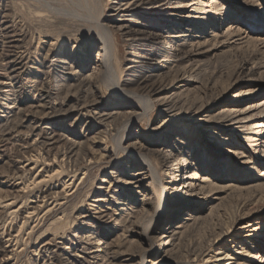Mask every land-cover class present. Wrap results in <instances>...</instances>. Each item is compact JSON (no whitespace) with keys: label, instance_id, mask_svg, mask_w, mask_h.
Here are the masks:
<instances>
[{"label":"rangeland","instance_id":"rangeland-1","mask_svg":"<svg viewBox=\"0 0 264 264\" xmlns=\"http://www.w3.org/2000/svg\"><path fill=\"white\" fill-rule=\"evenodd\" d=\"M128 1L154 10L0 0V264L264 258V0H163L159 12L160 0ZM163 143L204 191L164 195L159 181L181 173L157 155ZM136 172L150 177L142 188L127 181ZM103 187L116 225L83 223ZM186 212L199 222L179 235Z\"/></svg>","mask_w":264,"mask_h":264},{"label":"bare ground","instance_id":"bare-ground-1","mask_svg":"<svg viewBox=\"0 0 264 264\" xmlns=\"http://www.w3.org/2000/svg\"><path fill=\"white\" fill-rule=\"evenodd\" d=\"M254 2H257L258 0H252ZM157 3H159V6L156 7L157 8V12L161 11V10H164L165 7H166V4L163 3V0H160L158 1ZM116 4V7H117V15L116 16H120V17H125L124 15H128V14H132V13H135L134 11H136V9L134 8H139V7H144L146 10L148 11H153L154 10V7H152L150 4L148 3H144L142 1H137V2H132V1H128V0H119V2H117ZM156 16H161V15H157ZM127 17V16H126ZM175 25V24H174ZM114 26V25H113ZM115 27V26H114ZM127 27L125 26H121L119 30H124V32H126V34H128V30L125 29ZM103 30H104V34L105 36H103V40L105 41V44H108L109 45V48H107V50H111V46H112V38H111V34H112V30H110V27H107V26H103ZM129 35V34H128ZM114 48V47H113ZM113 52V51H112ZM112 54V53H111ZM110 56V54H108ZM160 65L162 64L161 62L159 63ZM181 84H184V82H180ZM119 86V85H118ZM117 86V87H118ZM2 87L4 89H6L7 91L9 90V85L6 83V82H3L2 83ZM176 95V94H175ZM177 96V95H176ZM175 97V96H174ZM173 98V97H172ZM174 99V98H173ZM176 100V99H175ZM148 105V104H147ZM146 106V105H145ZM262 106H264V102H262ZM150 107V105L148 106ZM174 106H169L168 109H173ZM146 109H147V106H146ZM116 114V112H110V113H107V115L109 117H113L114 115ZM164 145L161 146L160 149L157 150V155L160 156L163 161H164V164L165 166L167 167L168 171H174V170H177V172L181 173V174H177L176 176H171L169 181H167L168 183H166L167 187H165V185L163 184V182L159 181L158 183V186L159 188H162L165 189V193L164 195L167 197L169 196L170 199L174 198L173 194H175L174 192H179L180 195H186V194H189L191 193L192 191H196L197 189H200L201 191H204V187L203 185H205L206 181L207 180H201L198 178V175L197 174H191V171L186 168L184 165H183V161L180 160L176 154H174V150L173 148L169 147V145L167 143H163ZM170 155H173L170 157ZM145 158V162L147 163V170L148 171H152V173L156 174V172H154L151 168H150V162L149 160ZM118 173V172H117ZM143 172H136L135 174H132V175H129L130 177L127 179V181H129L128 183H136V188H142L143 187V183L144 182H147L146 180H149L148 178L150 177H147L146 178V175H143V178H140L138 180L137 179V176H140L142 175ZM116 173L113 172V173H110V177L111 180H110V188H112V186H114V188H116L117 186V183L116 182H119L121 179H120V175H118L117 177H115ZM127 178V177H126ZM106 182V180L104 181ZM154 182V181H153ZM155 183V182H154ZM210 183V182H209ZM170 189V193L168 194V191L167 189ZM105 192H109V189L106 190V188L103 187L102 191H101V194L99 195V200H95V202H97L96 206H93V210L90 211L92 212L88 217H82L84 218V222L86 221V219H88L89 221L93 222V223H100V224H107V223H114V225H116V220L117 218H113V216L110 215V208H107L106 210L105 209H102L104 205L103 203H106L107 205H109L107 203V196H105ZM109 194V193H108ZM109 196V195H108ZM147 197H144L141 201H144L146 200ZM179 198V197H178ZM180 199V198H179ZM182 200V199H181ZM175 202H178V204H176L172 209L174 211L176 210H181L183 206V203L182 201H177V200H174ZM143 206H146V203H143L142 204ZM106 208V206H105ZM79 213V212H78ZM188 218L186 219L187 222H183L182 224H180L178 227H177V230H179V232L177 234H183V232H186L187 231V228L189 227H192V226H195L198 224L199 222V219L198 217H195L193 214H190L188 212L185 213ZM88 215V214H87ZM113 215V214H112ZM177 219V216H174L173 218L171 217V220L172 222H174L175 220ZM201 219V218H200ZM171 222V221H170ZM188 223L189 226H188ZM172 224V223H170ZM188 226V227H187ZM172 225L168 228V229H172ZM251 228V225H248V226H242V236H240L239 239H242L244 240V242H248L251 240V238H253L254 236H256L252 229ZM151 228H148L145 230V232H151ZM176 230V231H177ZM238 236V237H239ZM79 240V239H78ZM80 241V240H79ZM152 241V240H151ZM82 242V241H81ZM80 242V243H81ZM84 242V241H83ZM94 242V241H93ZM221 241H218L216 242L215 244H220ZM236 242H234L235 244ZM238 243V242H237ZM97 244H100V243H97ZM240 244V243H238ZM103 245V244H101ZM82 246V245H81ZM100 246V245H99ZM83 248V247H82ZM96 247H90L88 250H89V253L91 255V259H99L100 258V247L95 250ZM67 250L70 249V247L66 248ZM242 251L240 252H237V254H232L231 251L228 249H221L218 253H216L215 255L213 256H206V261L205 264H264V258H260L258 260V262H254L255 260V255H248L246 253H244V249L241 248ZM77 251V250H76ZM87 251V250H86ZM102 251V250H101ZM104 251V250H103ZM82 252V251H81ZM78 255V253H77ZM84 255V254H83ZM82 255V256H83ZM86 255V254H85ZM84 255V256H85ZM89 255V256H90ZM102 255V254H101ZM105 255V254H104ZM197 255V254H196ZM236 255V256H235ZM81 256V255H80ZM83 256V257H84ZM79 257V256H78ZM257 257V256H256ZM75 258V257H74ZM77 258V257H76ZM205 258V257H204ZM101 259V258H100ZM104 259V258H102ZM74 261H76L77 263H79V259H74ZM73 262V261H72ZM75 264V263H74ZM94 264V263H93ZM188 264V263H187Z\"/></svg>","mask_w":264,"mask_h":264}]
</instances>
